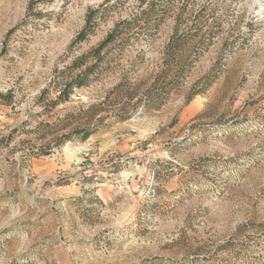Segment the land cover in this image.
Segmentation results:
<instances>
[{"label":"rangeland","instance_id":"374dc122","mask_svg":"<svg viewBox=\"0 0 264 264\" xmlns=\"http://www.w3.org/2000/svg\"><path fill=\"white\" fill-rule=\"evenodd\" d=\"M35 1L0 0V264H264V0H110L73 46L104 0Z\"/></svg>","mask_w":264,"mask_h":264},{"label":"trees","instance_id":"16d2710c","mask_svg":"<svg viewBox=\"0 0 264 264\" xmlns=\"http://www.w3.org/2000/svg\"><path fill=\"white\" fill-rule=\"evenodd\" d=\"M37 2H45L47 0H36ZM35 1V2H36ZM108 1L110 0H104V3L100 5L97 9H90L86 15H85V25L83 29L76 34V38L73 40L71 46L82 43L87 40L88 36L91 35L93 28L95 26V16L101 13V11H105V6L107 5ZM32 4V3H31ZM30 4V6H31ZM157 15L155 9L151 7V5L148 6L147 9L144 11H141L139 16L132 17L131 20H124L119 22L118 24H115V26L109 31V33L106 35V38L101 41L96 46L92 47L87 53L83 54L82 56L78 57L76 60L73 61V63L67 67L65 74L67 75L65 77V82L62 84L61 87L58 88L57 92L58 95L55 99V101L50 102L47 104V106L44 105L46 108H52L55 107L57 104L65 103L69 100L70 96L74 93V89L81 88L87 86L94 75H96L98 72L103 70L105 68L104 66L107 65L108 60V49L111 44L116 41V39L119 37L120 33L126 29L127 27H130L131 25H139L140 21L143 22L144 27L145 25L150 24V20L152 17H155ZM157 17V16H156ZM89 62V66L87 65ZM62 74V73H61ZM60 76V75H57ZM57 80V77H56ZM55 84V80H54ZM55 88V89H56ZM47 90H42L40 93V96L38 97L37 104L42 103L45 99V96L47 94ZM6 97V96H2ZM0 97V98H2ZM97 131L93 130H79L75 131V133L72 134L75 139H77V142L82 143L89 139L91 136L96 134ZM71 139V135H64L59 140V145H62L63 143L69 142ZM41 155H47L48 152L45 150L41 152Z\"/></svg>","mask_w":264,"mask_h":264},{"label":"crops","instance_id":"0c3cea01","mask_svg":"<svg viewBox=\"0 0 264 264\" xmlns=\"http://www.w3.org/2000/svg\"><path fill=\"white\" fill-rule=\"evenodd\" d=\"M93 136H96V135H93ZM93 136H91L90 138H92ZM90 138H89V139H90ZM87 140H88V139H87ZM87 140H86V141H87ZM86 141H84V142H86ZM84 142H82V143H84Z\"/></svg>","mask_w":264,"mask_h":264}]
</instances>
